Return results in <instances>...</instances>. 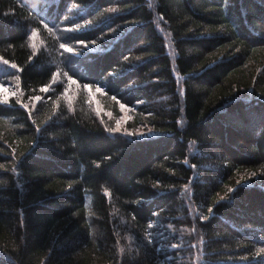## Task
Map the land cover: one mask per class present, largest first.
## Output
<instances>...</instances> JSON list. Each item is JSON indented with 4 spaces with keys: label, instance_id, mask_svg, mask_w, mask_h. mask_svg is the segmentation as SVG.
I'll use <instances>...</instances> for the list:
<instances>
[{
    "label": "trees",
    "instance_id": "trees-1",
    "mask_svg": "<svg viewBox=\"0 0 264 264\" xmlns=\"http://www.w3.org/2000/svg\"><path fill=\"white\" fill-rule=\"evenodd\" d=\"M0 85V264H264V0H0Z\"/></svg>",
    "mask_w": 264,
    "mask_h": 264
},
{
    "label": "rangeland",
    "instance_id": "rangeland-1",
    "mask_svg": "<svg viewBox=\"0 0 264 264\" xmlns=\"http://www.w3.org/2000/svg\"><path fill=\"white\" fill-rule=\"evenodd\" d=\"M35 41V38H33L32 42ZM70 51V50H69ZM63 78H65V76H63ZM75 84L73 89L75 90ZM100 92V91H99ZM13 94H17L16 91L14 90V88H12V86H4V85H0V98H9L11 95ZM41 99V98H40ZM39 99V100H40Z\"/></svg>",
    "mask_w": 264,
    "mask_h": 264
},
{
    "label": "snow or ice",
    "instance_id": "snow-or-ice-1",
    "mask_svg": "<svg viewBox=\"0 0 264 264\" xmlns=\"http://www.w3.org/2000/svg\"><path fill=\"white\" fill-rule=\"evenodd\" d=\"M45 91H47V89H44ZM37 99H39V97H37Z\"/></svg>",
    "mask_w": 264,
    "mask_h": 264
}]
</instances>
